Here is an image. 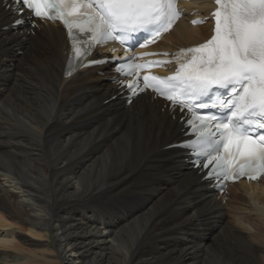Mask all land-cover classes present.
Segmentation results:
<instances>
[{"label":"bare ground","instance_id":"obj_1","mask_svg":"<svg viewBox=\"0 0 264 264\" xmlns=\"http://www.w3.org/2000/svg\"><path fill=\"white\" fill-rule=\"evenodd\" d=\"M212 1L185 6L207 15ZM14 18L0 6V264H264V178L224 204L168 147L178 112L150 94L127 105L109 66L65 77V30ZM210 26L183 19L162 45L199 43Z\"/></svg>","mask_w":264,"mask_h":264},{"label":"snow or ice","instance_id":"obj_2","mask_svg":"<svg viewBox=\"0 0 264 264\" xmlns=\"http://www.w3.org/2000/svg\"><path fill=\"white\" fill-rule=\"evenodd\" d=\"M216 4L214 34L199 46L179 50L176 71L162 78L140 72L173 61L87 58L108 41H119L129 51L154 43L179 18L175 0H0L15 17L13 28L25 23L26 12L30 20L63 23L71 43L66 77L79 68L113 64L119 78L110 82L120 94H129V105L151 89L153 100L158 96L169 102L165 107L174 121L179 110L181 131L195 139L178 146L205 180H251L264 175V0ZM135 127L133 122L132 143Z\"/></svg>","mask_w":264,"mask_h":264},{"label":"rangeland","instance_id":"obj_3","mask_svg":"<svg viewBox=\"0 0 264 264\" xmlns=\"http://www.w3.org/2000/svg\"><path fill=\"white\" fill-rule=\"evenodd\" d=\"M19 54H22V53H19ZM233 193H235V192H232L231 193V195L233 196ZM224 204H226L225 202H224ZM225 210V217H224V219H223V222L225 221H229L230 223L232 222L233 223V220H232V218H231V216H232V214H233V208L231 207V206H228L227 208H225L224 209ZM226 213H227V215H226ZM231 216H230V215ZM4 228H1L0 227V230H3ZM5 229H7V228H5ZM4 234L5 233H3L2 235L0 234V239H2V237L4 236ZM24 236H31V235H25L24 234ZM37 241H41V242H45L46 241V239L45 238H35ZM18 241V243L19 244H22L23 245V243H22V241H19V240H17ZM207 242V241H206ZM0 247H2V244H0ZM0 250L2 251L3 249L2 248H0ZM2 255H6V252H3L2 251V253H1Z\"/></svg>","mask_w":264,"mask_h":264}]
</instances>
